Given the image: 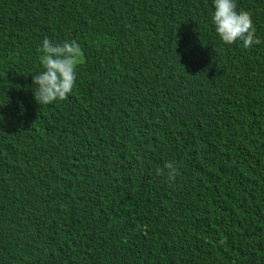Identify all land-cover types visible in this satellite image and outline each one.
<instances>
[{
    "label": "trees",
    "instance_id": "obj_1",
    "mask_svg": "<svg viewBox=\"0 0 264 264\" xmlns=\"http://www.w3.org/2000/svg\"><path fill=\"white\" fill-rule=\"evenodd\" d=\"M237 7L260 43L212 0H0V264H264V0ZM44 37L80 47L56 108Z\"/></svg>",
    "mask_w": 264,
    "mask_h": 264
},
{
    "label": "clouds",
    "instance_id": "obj_2",
    "mask_svg": "<svg viewBox=\"0 0 264 264\" xmlns=\"http://www.w3.org/2000/svg\"><path fill=\"white\" fill-rule=\"evenodd\" d=\"M211 24L219 39L224 43L240 41L244 48L260 43L255 35L256 29L248 12L237 7V0H212ZM38 59L42 70L33 73V102L36 105L55 103L53 108L71 102L68 97L75 85L77 73L76 63L80 55V47L74 40L52 42L44 37L37 48ZM67 97L69 99H67ZM96 158L101 159L95 152ZM157 175H167L172 178L176 168L172 163H165L164 170L156 169ZM84 189L82 184L75 187L77 195ZM84 216L77 215L76 218ZM92 229L94 235L99 228L88 221L83 232Z\"/></svg>",
    "mask_w": 264,
    "mask_h": 264
},
{
    "label": "crops",
    "instance_id": "obj_3",
    "mask_svg": "<svg viewBox=\"0 0 264 264\" xmlns=\"http://www.w3.org/2000/svg\"><path fill=\"white\" fill-rule=\"evenodd\" d=\"M142 172H143L145 175H147L148 177L151 176V171H150L148 168H143V169H142Z\"/></svg>",
    "mask_w": 264,
    "mask_h": 264
},
{
    "label": "water",
    "instance_id": "obj_4",
    "mask_svg": "<svg viewBox=\"0 0 264 264\" xmlns=\"http://www.w3.org/2000/svg\"><path fill=\"white\" fill-rule=\"evenodd\" d=\"M95 184H96V182H92V183L88 186V189L94 190V189H95Z\"/></svg>",
    "mask_w": 264,
    "mask_h": 264
}]
</instances>
